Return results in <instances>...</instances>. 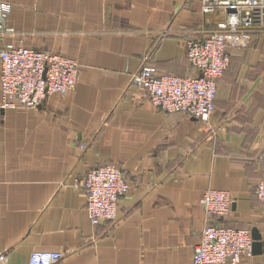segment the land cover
Listing matches in <instances>:
<instances>
[{"label":"crops","instance_id":"crops-1","mask_svg":"<svg viewBox=\"0 0 264 264\" xmlns=\"http://www.w3.org/2000/svg\"><path fill=\"white\" fill-rule=\"evenodd\" d=\"M7 9H3V6ZM202 0H0L4 44L74 59L73 92L35 109H0V252L27 264L35 251H61L56 264H192L207 223L202 193H231L230 215L209 222L256 228L264 246V30L227 49L208 125L150 105L130 76L195 75L187 40L222 20ZM167 31V35H161ZM1 103V91H0ZM118 166L129 185L116 220L93 225L74 185L91 167ZM241 264H264V252Z\"/></svg>","mask_w":264,"mask_h":264},{"label":"built area","instance_id":"built-area-1","mask_svg":"<svg viewBox=\"0 0 264 264\" xmlns=\"http://www.w3.org/2000/svg\"><path fill=\"white\" fill-rule=\"evenodd\" d=\"M216 12L221 13L222 20L215 29H199L203 35L187 40L185 45L186 60L197 74L158 75L153 66L144 63L130 76V86L140 90L152 107L210 124L217 80L228 66L226 51L232 46L250 45L253 32L264 26V0H202L203 15ZM4 21L5 14L0 13V37L12 33L3 26ZM78 73V63L59 53L4 44L0 48V109H35L51 95H68L75 89ZM74 185L86 196V212L93 225L114 222L117 203L129 189L123 172L113 164L88 168ZM254 194L264 205V178L258 180ZM232 202L227 190L208 188L202 193L199 203L207 223L193 248L192 264H241L252 256L249 230L209 222L227 218ZM63 257L61 251H35L27 264H56ZM0 264H6L4 252H0Z\"/></svg>","mask_w":264,"mask_h":264},{"label":"water","instance_id":"water-1","mask_svg":"<svg viewBox=\"0 0 264 264\" xmlns=\"http://www.w3.org/2000/svg\"><path fill=\"white\" fill-rule=\"evenodd\" d=\"M251 238H252V254L256 255L264 252L262 237L256 228L251 230Z\"/></svg>","mask_w":264,"mask_h":264},{"label":"rangeland","instance_id":"rangeland-1","mask_svg":"<svg viewBox=\"0 0 264 264\" xmlns=\"http://www.w3.org/2000/svg\"><path fill=\"white\" fill-rule=\"evenodd\" d=\"M264 30V26L259 28L257 31H263Z\"/></svg>","mask_w":264,"mask_h":264}]
</instances>
